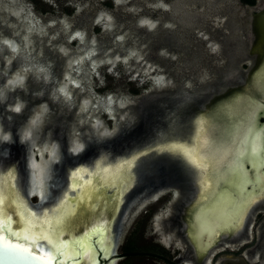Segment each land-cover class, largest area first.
Segmentation results:
<instances>
[{"label": "flooded vegetation", "instance_id": "flooded-vegetation-1", "mask_svg": "<svg viewBox=\"0 0 264 264\" xmlns=\"http://www.w3.org/2000/svg\"><path fill=\"white\" fill-rule=\"evenodd\" d=\"M241 3L246 24L231 17L228 31L216 35L222 44L215 59L223 65L175 78L167 93L131 105L104 135L91 125L83 133L75 165L94 163L101 154L134 160L127 182L107 187L102 202L89 208L97 223L104 222L106 252L100 257L108 264H264V32L256 23L264 19V0ZM78 107L76 102L68 113L50 106L40 133L55 129L64 137L63 122L72 114V138L65 139L72 151ZM50 112L57 121L49 120ZM163 135L171 136L170 151L158 147ZM176 135L190 140L185 153ZM206 139L229 151L199 165L195 151ZM17 150L21 156L23 149ZM77 217L81 233L84 219Z\"/></svg>", "mask_w": 264, "mask_h": 264}, {"label": "rangeland", "instance_id": "rangeland-1", "mask_svg": "<svg viewBox=\"0 0 264 264\" xmlns=\"http://www.w3.org/2000/svg\"><path fill=\"white\" fill-rule=\"evenodd\" d=\"M241 4L240 0H38L37 4L31 0H0V70L2 64L5 69L13 68L7 75V80L12 82L29 78L33 85H40L33 92L34 97L47 95L45 101L36 105L32 123L24 134H34L36 124H43V118L50 110L49 101L60 112L69 113L80 99L74 151L84 146L82 135L89 133V125L104 135L110 131V126L112 129L117 127V116L123 118L131 105L167 93V89L175 84V78L223 65L221 61L225 60L215 59L222 44L216 35L219 29L228 31L225 21L231 17L233 21L240 19L239 24H246ZM256 23L264 32V19L260 17ZM57 60L66 61L63 73L69 74L62 75L58 83L59 87H66L64 92H58L51 84L59 66ZM241 64L242 61L238 67ZM16 86L14 83L12 88ZM84 104L87 106L82 108ZM4 137L9 138V132ZM179 145L185 153V147ZM54 146L59 157H50ZM17 149L15 145L5 148L4 155L10 161L4 170L18 164ZM44 149L47 153L40 157L39 151ZM37 151L31 150L29 163L45 165L46 176L50 178L45 181L48 200L50 195L52 198L56 194L53 187L48 186L56 187L52 161L60 159V145L57 141L45 143ZM36 153L38 159H35ZM126 160L127 157L119 156L110 162L100 160L93 167H90L91 162L80 167L115 166ZM8 171H0L2 180L6 184L17 181V171ZM68 178L70 183L71 173ZM101 188L84 195L98 197L100 204ZM17 190L22 201L39 216L47 215L57 205L46 206L35 197H28V201L22 195L23 186H17ZM85 204H89L88 200ZM79 205L77 202L76 212H73L77 216L83 212L76 209Z\"/></svg>", "mask_w": 264, "mask_h": 264}, {"label": "bare ground", "instance_id": "bare-ground-1", "mask_svg": "<svg viewBox=\"0 0 264 264\" xmlns=\"http://www.w3.org/2000/svg\"><path fill=\"white\" fill-rule=\"evenodd\" d=\"M11 47H14V45H11ZM19 82H22V79L16 80L13 83H19ZM62 86H64V85H62ZM65 88H66L65 86L63 88L61 87L60 90L63 92V90H65ZM85 106H87V104H84V106H81V107L84 108ZM202 124H203V122L200 124L199 129H200ZM29 125L27 126V128L29 127ZM197 134H198V132L195 134V136L193 138L194 142H195V138H196ZM27 136L30 137L31 133L28 134ZM34 136L36 137V134H34ZM208 137H210V136H208ZM170 138H171V136H169V135H163V137H161V139L157 143L160 150L170 151V149H171ZM176 138H177L176 139L177 143H179L181 145H190V140L185 143V142H183V139L179 135L178 136L176 135ZM207 139L205 141H202L201 144H199V147H197L198 148L197 151H195V159L198 162V164L200 162L203 163V161H206V160H212L213 156H215V155H221V159H222L223 156L225 155V153H227L229 151L228 148H227L228 149L227 152L225 151L226 147H224L222 149L220 148L221 150H218V146L215 145L214 140H212L213 138L211 140L210 139L207 140ZM54 141H57V140H52V142H54ZM194 142L192 141L191 143L193 144ZM73 147H74V142L71 144L72 150H73ZM54 148H55V146H54ZM81 148H82L81 146L79 148H75L73 152L76 153ZM175 151H177V150L175 149L174 152ZM198 152L200 155L199 160L197 159V153ZM39 153H40V157H42L41 151H39ZM192 153H193V151H192ZM56 154H58V152L56 151V148L53 150H50V157L51 156L52 157L58 156ZM177 154H178V151H177ZM178 156L181 157L183 160H185L184 157H182L180 155H178ZM103 157H101V158L99 157L98 161L101 160L102 162L103 161H105V162L109 161L110 162V160H107V159L104 160ZM211 157H212V159H211ZM129 158L131 160L119 163V164H117L118 166L115 165L116 167L115 166H105V167L99 166V167L90 168V169L80 167V166H87L84 164H80V165L78 164L74 167H67L68 170H67V173L65 176L66 181H65L64 186L61 188V190L59 192L56 193L55 199L46 204V206H49L51 204L54 205L56 203H57V205L47 215H43V216L37 215V213H35L28 205H26L22 201L21 196L17 190V186H19L17 181H13V182L6 184L2 180V178L0 177V200L3 201V203L0 204V226L3 227V231L7 232L8 234L15 237L16 239H19V240L27 243L31 248L38 249L40 253L45 254L48 258H50L49 257L50 253L55 258L58 255H60L59 259H58V262L60 264H97L98 263V259H97L98 258V252L93 248L92 241L95 239L94 238V235H95L96 239L98 240V245H100V247L103 249V247H104L103 245L105 244V240H106V237H105L106 232H105L104 222H101V220H100V223H96L89 230H85V233L76 239H72V238L63 239L65 237L64 230L67 232V230H68L67 225H69V223H71L70 226L71 227L73 226V228H74L75 226H77L81 222L78 218H76L77 215L73 212H76L75 207H76L77 202L80 203V207H83V206L85 207L86 206L85 205L86 200H88V203L91 200L90 198H88L90 196L86 197V195H84V194H87V193L94 191V190H99V188L101 186L103 187L100 189V191L103 189L101 192H105L107 187L121 188V186H123L122 183L127 182V180H128L127 176H128V172H129L128 167L131 164H132V166L134 165L133 164L134 163L133 162L134 161L133 156H130ZM135 158H136V155H135ZM214 158H217V157L215 156ZM31 160H32V157H31ZM31 160L29 157V162ZM96 160L94 161V164L91 165L90 167H93L98 162ZM127 162H129L130 164H128ZM206 163H208V161ZM29 164H30L29 167L32 170L31 171L32 173L30 176V183L28 186L29 196H31V197L36 196L38 202H40L41 204H44L43 202L47 200L46 192H45V189H46L45 181L47 182L48 178H49L48 175L46 176L47 172L45 169V165L44 166L42 164L36 165L33 162H31ZM199 165H202V164H199ZM42 166H43V168H42ZM213 169H214V167H213ZM35 170H37V173H33V171H35ZM13 171H8V172H13ZM2 172H5V171H2ZM70 173H71V178H70V183H68V179H69L68 176ZM55 178H56V181H55L56 183H54V184H56V187L58 185L61 186V181L58 180L57 177H55ZM220 179H222V178H220ZM28 181H29V179H28ZM133 182H132V184H133ZM57 183H58V185H57ZM67 183L69 184V186L67 185ZM67 186H68V188H67ZM19 189H20V187H19ZM65 190H66V192H65ZM22 195L29 201V199L26 195H24L23 193H22ZM215 196H216V194H215ZM119 199H120V197H119ZM111 200H112V198H111ZM35 206L37 207V205H35ZM89 208L90 207L88 205V209ZM76 209H79V207H77ZM115 209H116V206H115ZM92 213H94V212H92ZM82 225H84V224L82 223ZM106 235H108V234H106ZM111 244H113V243H111ZM102 251H104V250H102ZM104 252H106V250Z\"/></svg>", "mask_w": 264, "mask_h": 264}, {"label": "water", "instance_id": "water-1", "mask_svg": "<svg viewBox=\"0 0 264 264\" xmlns=\"http://www.w3.org/2000/svg\"><path fill=\"white\" fill-rule=\"evenodd\" d=\"M137 21H136V25H137ZM139 28H142L141 26H139ZM145 31H150L147 27L142 28ZM9 43H11V41L6 40ZM11 47V45H10ZM53 57H49V59H52ZM59 66H57V68L54 71V78L51 82V84H54V88L58 91V92H62L60 89L61 87L58 86V83L60 81V79L62 78V75H69L67 72L63 73L64 71V67L66 65V61L64 60H57ZM13 70V68L11 69H5L4 65L2 64L1 66V70H0V127H1V132H0V171H6V170H16L17 171V183L18 185H22L23 186V190H24V195H26L27 197H31L29 196L28 193V186H29V176H30V172H31V168L29 167V157L32 155L31 150H35L36 152L38 148L43 147V145L46 143H51L52 140H57L59 142L60 145V151H61V156L60 159L54 162V170L56 171L55 173V177H57L58 180L61 181V186L56 187V191L59 192L61 190V188L64 186L65 181H66V173L68 168L67 167H74V165L78 162L79 159V155H80V150L76 153H74L73 151H68L66 149V143H65V139L69 140L70 138H72V122H73V117L72 114H69L67 116V119L63 122L64 125V129L65 130V136L63 137H59L56 135V133L54 132H50V131H45L43 132V134H41L40 132V128H39V124H37L36 128L34 129V134H36V137H34V139H32V137L34 136V134H32L30 137H28L27 135L24 134L25 129L27 128V126L29 124L32 123V116L35 115L34 112V107L38 104H40L41 102L45 101L47 99V95H44L42 97H34L33 96V92L38 90L40 88V85L35 86L33 85V83L30 81L29 78H27L26 80L17 83V86L13 87V82L12 80H7V75L9 73H11ZM50 84V87H51ZM65 90H63L64 92ZM78 102V106L81 105L80 103V99L77 100ZM49 105L53 106V104L49 101ZM55 105V104H54ZM17 109H19V111H17ZM110 111L113 112V109H109ZM50 117L49 120H58L57 117H55V114H51V112L49 113ZM59 118V117H58ZM91 128H95L93 125H91ZM7 132H9V138H5L4 135L7 134ZM75 140V137H74ZM73 142H71L72 144ZM70 144V145H71ZM15 145L16 147H18V149H23V153L20 156V159L18 160V164H14V167H11L9 169L4 170V166L6 165V163H8V161H10V159H8L7 156L4 155V150L7 146H13ZM71 147V146H70ZM47 153V150L44 149L41 151L42 154ZM101 156L103 157L104 154H101ZM100 156V157H101ZM38 158V153H36L35 159ZM5 159V160H4ZM105 159V156H104ZM66 162V163H65ZM68 163V164H67ZM64 164H66V167H64ZM84 164V163H83ZM94 163H92L93 165ZM80 165V164H79ZM84 165H88V164H84ZM63 166V167H61ZM76 166V165H75ZM62 174V176H61ZM50 187V186H49ZM56 192V193H57ZM105 195V192H103L102 194V198H99L101 201L103 200ZM56 196V194H55ZM36 197V196H34ZM97 198L98 197H91L89 204H85L86 206L84 207H80L79 205V211H83L82 214H80L79 216L82 217L84 219V226H83V231L81 233H79L77 227L75 226L73 228V226H68V230L67 232L64 230L65 232V237L63 239H67V238H72V239H76L79 236H81L82 234L85 233V230H89L92 226H94L97 222L98 219L96 218L97 216L93 215H89V209H88V205L90 207L91 204H93L94 202H97ZM55 197H52L46 201H44L43 203L47 204L49 202H51L52 200H54ZM96 199V200H95ZM36 204V203H34ZM33 204V205H34ZM80 204V203H79ZM0 235H5L8 239L11 240V242L13 244H21L24 247L28 248L31 250L32 253L35 254L36 257H43L44 260H48L49 258L45 255L39 252L38 249H33L31 248L27 243L16 239L15 237L11 236L10 234H8L7 232L3 231L0 232ZM94 240L92 241V245L93 248L98 252V263L97 264H108L107 260H105V258H101L100 255L103 254L105 255V244L103 245V249L100 247V245H98V240L96 239V236L94 235ZM104 250V251H102ZM58 255L54 260H53V264H60L58 262L59 259ZM75 259V258H74ZM77 259V258H76ZM0 264H2V262H0ZM17 264H42V261L40 259H32L29 258L28 260L25 261H19L17 262ZM113 264V263H111Z\"/></svg>", "mask_w": 264, "mask_h": 264}, {"label": "snow or ice", "instance_id": "snow-or-ice-1", "mask_svg": "<svg viewBox=\"0 0 264 264\" xmlns=\"http://www.w3.org/2000/svg\"><path fill=\"white\" fill-rule=\"evenodd\" d=\"M17 111H19V109H17ZM249 151H251V149H249ZM236 156L242 157L244 156V152L237 151ZM197 159H200L199 152L197 153ZM244 162H247V158H245ZM262 199H264V197H262ZM2 203L3 201L0 200V204ZM0 232H3L2 226H0ZM49 257L48 260H44L43 257H36L30 249L21 244H13L5 235H0V262H2V264H17V262L25 261L29 258L40 259L42 264H53L55 257H53L51 253L49 254Z\"/></svg>", "mask_w": 264, "mask_h": 264}, {"label": "trees", "instance_id": "trees-1", "mask_svg": "<svg viewBox=\"0 0 264 264\" xmlns=\"http://www.w3.org/2000/svg\"><path fill=\"white\" fill-rule=\"evenodd\" d=\"M33 3L37 4L38 3V0H31ZM243 2H246V3H249V4H252L254 3L255 0H241Z\"/></svg>", "mask_w": 264, "mask_h": 264}]
</instances>
